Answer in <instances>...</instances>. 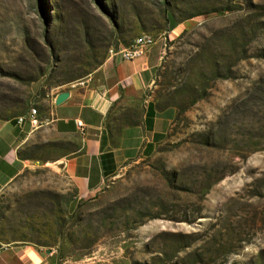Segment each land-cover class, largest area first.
<instances>
[{"label":"rangeland","instance_id":"374dc122","mask_svg":"<svg viewBox=\"0 0 264 264\" xmlns=\"http://www.w3.org/2000/svg\"><path fill=\"white\" fill-rule=\"evenodd\" d=\"M142 34L156 141L88 197L23 169L0 193V241L55 264H264V0H0V122Z\"/></svg>","mask_w":264,"mask_h":264},{"label":"crops","instance_id":"0c3cea01","mask_svg":"<svg viewBox=\"0 0 264 264\" xmlns=\"http://www.w3.org/2000/svg\"><path fill=\"white\" fill-rule=\"evenodd\" d=\"M151 49L132 61L106 57L82 83L36 95L20 116L1 121L0 193L23 169L49 167L65 175L77 198L88 197L114 172L117 157L129 158L142 138L146 153L164 115L143 96L159 60ZM62 92L66 98L55 105L54 96ZM75 120L82 123V133ZM0 264H55V257L32 244L0 241Z\"/></svg>","mask_w":264,"mask_h":264},{"label":"built area","instance_id":"2783aa9c","mask_svg":"<svg viewBox=\"0 0 264 264\" xmlns=\"http://www.w3.org/2000/svg\"><path fill=\"white\" fill-rule=\"evenodd\" d=\"M155 42L156 40H154L151 36L142 34L133 38L126 46L116 49L108 48L106 51V57H117L122 61H132L147 53L149 49L155 44ZM29 114V124L32 126L36 125V120L33 117L35 114L34 108L29 110ZM20 121L21 118H18L17 122L19 123ZM74 126L79 133H82L83 125L79 120L74 121Z\"/></svg>","mask_w":264,"mask_h":264},{"label":"trees","instance_id":"16d2710c","mask_svg":"<svg viewBox=\"0 0 264 264\" xmlns=\"http://www.w3.org/2000/svg\"><path fill=\"white\" fill-rule=\"evenodd\" d=\"M209 15L210 14H203L201 17H204V18H207V17H209ZM165 20H166V22H167V24H169L170 23V18H168L167 16L165 17ZM101 62L100 61H96V60H94L93 62H92V64H91V67H94V66H96V65H99ZM88 66H90V65H88ZM172 177H173V175H169V177H168V180L170 179H172ZM204 192V191H203Z\"/></svg>","mask_w":264,"mask_h":264},{"label":"water","instance_id":"95a60500","mask_svg":"<svg viewBox=\"0 0 264 264\" xmlns=\"http://www.w3.org/2000/svg\"><path fill=\"white\" fill-rule=\"evenodd\" d=\"M66 96H67L66 92H62V93L57 94L56 96H54L53 103L55 105L59 104L60 102H62L66 98Z\"/></svg>","mask_w":264,"mask_h":264}]
</instances>
